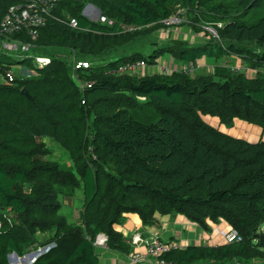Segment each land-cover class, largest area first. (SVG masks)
Listing matches in <instances>:
<instances>
[{"label":"trees","instance_id":"1","mask_svg":"<svg viewBox=\"0 0 264 264\" xmlns=\"http://www.w3.org/2000/svg\"><path fill=\"white\" fill-rule=\"evenodd\" d=\"M17 2L0 0V23ZM87 4L113 24L84 16ZM261 6L262 16L249 23V11ZM180 10L181 27L207 40H158L156 33L171 29L162 21ZM52 16L30 57L0 52V264H10L13 252L22 257L45 246L32 264H101L98 235L108 250L127 255L115 229L127 214L145 226L181 215L204 231L208 221L223 220L241 238L163 256L176 264H264V140L232 136L204 119L227 127L238 119L264 131V0H58ZM9 38L30 42L24 32ZM164 55L183 64L236 56L244 72L219 64L206 75L114 72L135 61L159 67ZM31 56L49 63L40 68ZM73 58L88 68L74 73ZM15 64L33 73L18 76ZM46 137L70 166L47 159ZM77 189L83 205L70 224L61 198Z\"/></svg>","mask_w":264,"mask_h":264},{"label":"built area","instance_id":"2","mask_svg":"<svg viewBox=\"0 0 264 264\" xmlns=\"http://www.w3.org/2000/svg\"><path fill=\"white\" fill-rule=\"evenodd\" d=\"M18 2L12 6H10L4 15L3 19L0 23V52L7 53H16L22 55V57H30L27 56L26 53L33 46V42L38 37L39 29L43 28L48 19L53 18L52 13L56 9L58 0H17ZM96 9H91L90 7L86 8L85 15L89 19L96 17L95 21H99L102 24L112 25L113 21L101 15L100 13H96ZM94 12V14H92ZM182 10L171 15L167 19L162 21V24L166 27L178 28L181 27L183 23L186 22L184 17L182 16ZM67 24L69 27L76 29L78 24L75 18H68ZM125 30H132V27H123ZM204 33L208 34L211 37H217L216 31L213 27L204 26L202 27ZM24 32L28 37L30 42H23L21 39H10L9 37L15 33ZM31 58L34 59V62L38 65V67H44L49 63V59L46 57L34 56ZM72 68L74 73L78 69L88 68L89 63L86 61H77L73 58L72 60ZM158 67V66H156ZM200 67L195 63H186L181 65L178 69L179 72L192 76ZM207 68V67H206ZM213 66L210 67V73L213 72ZM146 69V63L144 61H135L131 63H127L119 66L114 72L116 74H124V75H138L143 76L144 70ZM236 71H243L241 68H231ZM159 71L169 72L172 71L169 65H160ZM175 70V69H174ZM7 81L11 82L13 80L12 72L7 73L6 75ZM2 81V78H0ZM80 87H90L91 84L86 83L82 85L79 83ZM133 240L135 242H139L145 246L144 252H133L128 257L129 264H176L174 261L166 260L163 256L171 250L178 249V244L176 242H166L163 243L157 238L144 241L138 236H134ZM241 240L238 233L230 229L224 235L225 243H234L239 242ZM94 245L97 247H105L106 245V236L98 235L95 239Z\"/></svg>","mask_w":264,"mask_h":264},{"label":"crops","instance_id":"3","mask_svg":"<svg viewBox=\"0 0 264 264\" xmlns=\"http://www.w3.org/2000/svg\"><path fill=\"white\" fill-rule=\"evenodd\" d=\"M88 5V4H87ZM93 9V7H90ZM97 14V11L96 13ZM183 28V29H182ZM180 29V32L177 33L176 36L171 33L170 38H181V39H191L192 42H196V38H200V40H207L208 37L204 36V34L199 33L198 36H195L194 32H191L190 29L183 25ZM177 28V30H179ZM171 30V29H170ZM176 30V28H175ZM184 30V31H183ZM190 33H187V32ZM191 42V41H190ZM236 57V56H234ZM167 63L169 67L172 69H178L183 63H179L171 59V57L167 56ZM229 61V62H228ZM237 61V64L235 63ZM197 64L200 65L199 72L194 75H206L210 74V71H207L208 66L216 65L212 59L209 58H201L197 61ZM220 65H225L228 67L234 66L241 67L243 65V61L241 58L236 57L234 60L232 57L228 56L221 61ZM155 69L156 66H154ZM159 71V70H158ZM153 72H148L146 69L144 70V75L152 74ZM158 73V72H154ZM252 75L253 77L254 70L251 72L249 70L248 76ZM65 152V151H64ZM68 156V155H67ZM69 157V156H68ZM50 160L49 158H47ZM70 159V158H69ZM50 161H56L51 159ZM71 162V161H70ZM63 165H65L63 163ZM70 164H66V166H70ZM69 198V199H66ZM61 198L62 207L60 209V214H62L68 223L74 224L77 222L76 213L79 216V211L83 205V193L81 189H77L74 192L72 197ZM64 206V207H63ZM65 211V212H64ZM208 225L210 229L208 231H204L201 227L197 224L188 221L185 217L181 215H169L158 217V222L152 226H145L141 223L139 217L135 214H127L125 217L124 222L119 225L115 226L117 231H120L125 238V242L129 245L130 252L127 255H122L116 251L108 250L106 245L105 247H97V251L100 257L101 264H129L128 257L133 252H144L145 246L139 242H135L133 240L134 236L140 237L142 240H151L157 238L163 243L166 242H176L180 249H184L188 246L192 245H221L224 244V235L231 229L229 225L221 220L218 223H212L208 221Z\"/></svg>","mask_w":264,"mask_h":264},{"label":"rangeland","instance_id":"4","mask_svg":"<svg viewBox=\"0 0 264 264\" xmlns=\"http://www.w3.org/2000/svg\"><path fill=\"white\" fill-rule=\"evenodd\" d=\"M92 14H94V12H92ZM263 14V7H257L255 9H252L249 11V13L247 14L246 16V20L249 22V23H252V22H255L256 20H258ZM181 28V27H178V29ZM183 29V28H182ZM184 31V30H183ZM180 32V29L176 30L174 28H172L171 30H160L158 33H156V37H158V40L160 41H163L167 38H170V35L171 33H173V36L174 34L176 36H178L177 33ZM192 32V31H191ZM187 33H190L189 31ZM189 41L192 42L191 39H189ZM167 56L168 55H164L162 58H159L157 60V63H159V66L160 64H165L167 63L166 61L168 60L167 59ZM232 57L234 60H236V57L234 56H230ZM169 58V56H168ZM226 58V57H224ZM224 58H221V59H218L216 62V64H219L221 63L222 60H224ZM229 62V61H228ZM237 64V61L235 62ZM198 66L200 67V65L198 64ZM211 66H208L207 67V71H210ZM157 69H155L153 66H147L146 65V71L147 73L148 72H159L158 69L159 67H156ZM231 68H238V67H235L234 66H231ZM12 70L13 72L18 75V76H24L26 74H29L31 75L33 72H30L28 71L27 69H25L21 64H15L12 66ZM251 70V69H250ZM199 72V69L195 72L196 74ZM255 74V72H254ZM252 75L250 74L249 77H251ZM208 123H210L211 125L213 126H216V127H219V129L227 134H230L232 136H235V137H238V138H242V139H245L247 141H250V142H256L258 140H264V131H262V129H260L258 126H255V125H252V124H248L244 121H241V120H234L233 124L229 127L225 126V125H218V121L214 118H211L209 116H206L204 118ZM46 144V146L49 148L50 150V154L47 158H49L50 160L53 159V160H58L60 164L63 165V163L66 165L70 164V159L69 157L67 156L66 152H64V150L61 149V147L59 146L58 143H56L55 141H53L51 138H44L43 140ZM66 199H69V198H66ZM64 207V206H63ZM65 212V211H64ZM76 219L78 221L79 219V216L78 214L76 213ZM264 231V229H263ZM46 235H39V240L40 241H43L45 239ZM50 248V247H49ZM37 257H39L38 255H36L33 259H31L29 262L32 263V261H34ZM18 264H22L21 261L18 260L17 262ZM242 264H260L258 261H248L247 263H242Z\"/></svg>","mask_w":264,"mask_h":264},{"label":"water","instance_id":"5","mask_svg":"<svg viewBox=\"0 0 264 264\" xmlns=\"http://www.w3.org/2000/svg\"><path fill=\"white\" fill-rule=\"evenodd\" d=\"M88 7H93V8H95V7H94L93 5H91V4L86 5V6L84 7L83 11H82V14H83V15H85V10H86V8H88ZM95 9L97 10L98 13H100V11H99L97 8H95ZM96 19H97L96 17L93 18V20H96ZM21 93H22L23 95L27 96V97H30L28 91H27L25 88H23V89L21 90ZM49 247H50V246H45V247L39 248V249H37L36 251L30 252V253H28V254L22 256V257H19L15 252H13V253H11V254L8 255V257H7V258H8V262H9L10 264H18V263H17L18 260L21 259V260H22V264H29L28 261H30L31 259H33L36 255H38V256L42 255L43 253H45V252L49 249ZM34 261H35V260H34ZM34 261H32V263H33ZM32 263H30V264H32Z\"/></svg>","mask_w":264,"mask_h":264},{"label":"bare ground","instance_id":"6","mask_svg":"<svg viewBox=\"0 0 264 264\" xmlns=\"http://www.w3.org/2000/svg\"><path fill=\"white\" fill-rule=\"evenodd\" d=\"M178 249H180V248H179V246H178ZM19 261H21V262H22V260H21V259H20Z\"/></svg>","mask_w":264,"mask_h":264},{"label":"clouds","instance_id":"7","mask_svg":"<svg viewBox=\"0 0 264 264\" xmlns=\"http://www.w3.org/2000/svg\"><path fill=\"white\" fill-rule=\"evenodd\" d=\"M96 8V7H95ZM101 14V13H100Z\"/></svg>","mask_w":264,"mask_h":264}]
</instances>
